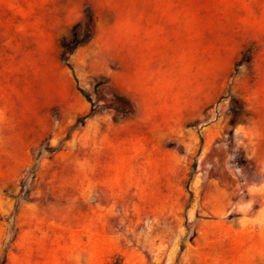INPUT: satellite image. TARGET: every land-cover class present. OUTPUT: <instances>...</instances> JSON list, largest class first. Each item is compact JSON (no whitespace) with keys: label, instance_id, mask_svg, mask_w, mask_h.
<instances>
[{"label":"rangeland","instance_id":"rangeland-1","mask_svg":"<svg viewBox=\"0 0 264 264\" xmlns=\"http://www.w3.org/2000/svg\"><path fill=\"white\" fill-rule=\"evenodd\" d=\"M260 181L264 0H0V264H264Z\"/></svg>","mask_w":264,"mask_h":264},{"label":"trees","instance_id":"trees-1","mask_svg":"<svg viewBox=\"0 0 264 264\" xmlns=\"http://www.w3.org/2000/svg\"><path fill=\"white\" fill-rule=\"evenodd\" d=\"M83 20L81 22H78L75 24L71 30H70V42L63 44V51H62V59L65 60L66 56L71 53L73 50H75L77 47L81 46L82 44L88 42L94 33V20H93V14H92V8L90 5H86L83 9ZM114 97L116 101H124L126 102L131 108V104L128 100H126L123 96L114 93ZM232 102H235L233 100ZM130 108V109H131ZM93 111H90L88 115L86 116H92ZM67 137H65L66 139ZM59 146H56L55 149H58ZM6 250V246L4 247V251Z\"/></svg>","mask_w":264,"mask_h":264},{"label":"crops","instance_id":"crops-1","mask_svg":"<svg viewBox=\"0 0 264 264\" xmlns=\"http://www.w3.org/2000/svg\"><path fill=\"white\" fill-rule=\"evenodd\" d=\"M256 158L258 157L256 156ZM246 190L251 200L261 201L260 204L254 209L253 214L251 216H247L246 218L250 222L262 221L264 219V181L249 184L246 187ZM242 208L243 210H247V207H242ZM9 259L12 260L11 256Z\"/></svg>","mask_w":264,"mask_h":264}]
</instances>
